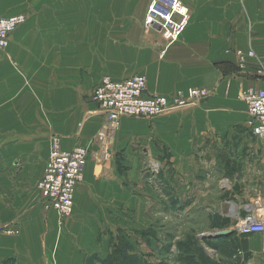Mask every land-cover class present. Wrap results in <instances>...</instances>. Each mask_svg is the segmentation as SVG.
I'll use <instances>...</instances> for the list:
<instances>
[{
    "label": "crops",
    "instance_id": "obj_1",
    "mask_svg": "<svg viewBox=\"0 0 264 264\" xmlns=\"http://www.w3.org/2000/svg\"><path fill=\"white\" fill-rule=\"evenodd\" d=\"M183 1L190 23L172 44L144 31L151 0H44L0 50V224L17 230L0 233V264L107 259L110 234L141 225L136 191L148 159L188 177L196 153L225 140L233 154V141L252 133L242 95L263 86L264 0ZM135 75L146 77L148 94L204 87L209 95L151 119L125 116L112 133L93 90L106 77ZM54 136L65 150L88 149L68 216L45 205L38 185ZM234 149L235 162L218 156L234 170L233 230L248 207L264 208L261 140ZM232 249L233 264H264V232Z\"/></svg>",
    "mask_w": 264,
    "mask_h": 264
},
{
    "label": "rangeland",
    "instance_id": "obj_2",
    "mask_svg": "<svg viewBox=\"0 0 264 264\" xmlns=\"http://www.w3.org/2000/svg\"><path fill=\"white\" fill-rule=\"evenodd\" d=\"M41 1L44 0H0V16L23 14L20 26L29 17L38 16L43 10L42 6L39 8ZM145 18L143 28L148 31ZM245 133L241 142L233 141V154L225 140L216 142L214 147L207 146L199 159L196 153L188 177L178 171L172 174L169 165L164 166L163 162L162 167L158 160L148 159L136 191L144 198L141 227L127 226L123 232L110 234L107 259L95 257L92 264H233L230 243L233 238L230 234L219 236L223 231L233 230V222L225 228L217 225L224 218L233 221V197L230 195L233 185L231 178L225 175L224 160L219 157L230 159L233 155L235 162L236 145L256 143L254 134ZM197 169L201 171L199 174H196ZM169 173L171 175L166 177Z\"/></svg>",
    "mask_w": 264,
    "mask_h": 264
},
{
    "label": "built area",
    "instance_id": "obj_3",
    "mask_svg": "<svg viewBox=\"0 0 264 264\" xmlns=\"http://www.w3.org/2000/svg\"><path fill=\"white\" fill-rule=\"evenodd\" d=\"M191 10L183 0H151L145 18L148 30L156 29L168 44L176 42L190 23ZM24 21V15L0 16V49L8 46L13 31ZM263 78L261 88L251 87L242 98L249 114L248 126L263 145L264 157V65L258 71ZM209 95L206 88H191L174 96L148 94L144 75L124 80L106 77L92 93L101 112L109 121L112 133L119 129L125 116L151 119L155 116L198 103ZM88 161V149L77 145L72 150L61 146L59 136H54L49 161L39 188L45 205L60 216L72 214L77 187L82 180L83 169ZM248 213L235 226L239 235L264 232V208L262 212L248 207ZM233 216V215H232ZM14 234L10 225L0 224V233Z\"/></svg>",
    "mask_w": 264,
    "mask_h": 264
},
{
    "label": "trees",
    "instance_id": "obj_4",
    "mask_svg": "<svg viewBox=\"0 0 264 264\" xmlns=\"http://www.w3.org/2000/svg\"><path fill=\"white\" fill-rule=\"evenodd\" d=\"M224 163H225L224 164L225 175L232 176L234 170H233V166L230 165V161L224 160ZM232 222L233 221L230 218H224L221 222H218L217 225L220 228H225L228 225H230ZM215 227H217V226L215 225ZM230 236H231V238H233V240H231V242H230L232 246H233V242H234L235 247L241 248V249H247V236L246 235H241V236L238 235L237 236V232L235 230H233V232L230 234Z\"/></svg>",
    "mask_w": 264,
    "mask_h": 264
},
{
    "label": "water",
    "instance_id": "obj_5",
    "mask_svg": "<svg viewBox=\"0 0 264 264\" xmlns=\"http://www.w3.org/2000/svg\"><path fill=\"white\" fill-rule=\"evenodd\" d=\"M233 232V230H226V231H223L219 234V236H225L227 234H231Z\"/></svg>",
    "mask_w": 264,
    "mask_h": 264
}]
</instances>
